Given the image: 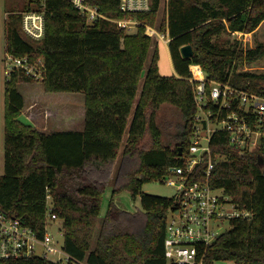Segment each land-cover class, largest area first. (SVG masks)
Here are the masks:
<instances>
[{
    "label": "trees",
    "instance_id": "1",
    "mask_svg": "<svg viewBox=\"0 0 264 264\" xmlns=\"http://www.w3.org/2000/svg\"><path fill=\"white\" fill-rule=\"evenodd\" d=\"M21 1L22 10L8 11L7 51L34 64L42 62L41 83L47 93L83 94L85 121L82 131L50 134L21 121L26 101L18 85L37 80L21 71L11 73L3 91L0 210L40 238L47 216L55 215L61 221L63 250L82 263L167 264V217L176 202L145 194L143 188L164 182L171 168L184 165L197 114L190 65L199 64L209 80L264 95V75L236 72L242 59L264 57V45L242 53L214 41L224 33L250 34L259 29L264 24V0H168L160 23L163 0H152L151 11L144 13H122L120 0H88L113 20L136 21L132 32L105 20L89 25L67 0ZM42 2L45 36L33 41L16 13L40 8ZM146 27L169 38L176 75L160 74L159 41L146 34ZM187 45L193 57L184 60L180 50ZM165 104L175 107L182 118L174 148L162 144L157 124ZM210 147L214 156L223 158L212 171V188L252 216L233 220L231 229L208 248L204 264H264V164L259 165L264 143L241 154L231 146L228 134L218 132ZM108 191L111 199L101 220ZM123 192L139 197L142 209H122L114 199ZM1 264L60 263L32 257Z\"/></svg>",
    "mask_w": 264,
    "mask_h": 264
},
{
    "label": "built area",
    "instance_id": "2",
    "mask_svg": "<svg viewBox=\"0 0 264 264\" xmlns=\"http://www.w3.org/2000/svg\"><path fill=\"white\" fill-rule=\"evenodd\" d=\"M67 1L86 18L89 25L105 20L116 23L129 32L138 25L136 21L107 17L98 7L89 5L88 0ZM119 4L122 13H144L152 9V0H120ZM16 14L22 17V29L29 39L41 41L44 38V2L40 8ZM9 16L7 12L3 26L0 25V68L2 66L6 81L15 71L41 81V61L34 64L28 57H15L7 51L5 27ZM1 32L4 36L3 45ZM146 34L164 42L170 41L150 27H146ZM190 72L197 108L194 136L184 157V165L171 168V174L164 178V182L177 189L174 199L176 205L168 214L165 231L164 256L167 264H204L208 248L227 232H221V226L225 222L231 225L233 220H246L252 216L247 211L239 210L223 191L214 190L211 186L212 171L218 161L223 159L213 155L210 147L213 136L218 132H225L231 146L241 154L255 151L264 143V95L230 83L209 80L199 64L190 65ZM48 200L50 201L49 197ZM57 221L55 215L49 214L46 232L40 238L21 220L0 210V264L32 257L60 264H86L74 260L50 235L49 228Z\"/></svg>",
    "mask_w": 264,
    "mask_h": 264
},
{
    "label": "rangeland",
    "instance_id": "3",
    "mask_svg": "<svg viewBox=\"0 0 264 264\" xmlns=\"http://www.w3.org/2000/svg\"><path fill=\"white\" fill-rule=\"evenodd\" d=\"M168 0H163L162 7L158 14V23L163 21L166 16V5ZM21 0H0V25L3 26L5 15L8 11L18 8L22 10L23 4ZM17 6V7H15ZM158 27V26H157ZM157 30V28H156ZM135 31V29H133ZM154 41H159V47L164 49L163 40L158 37L153 38ZM218 46L223 48L240 49L242 53L256 49L260 45H264V24L259 27L254 33L240 34V33H224L214 39ZM1 42L4 44V36L1 32ZM3 56V52L1 54ZM150 58L147 61L143 78L146 74ZM245 59V57H244ZM237 73H251L256 75H264V57L256 61L249 62L246 59L241 60L236 69ZM6 78L4 70L0 68V176L4 173V84ZM142 84V83H141ZM19 91L25 98L26 106L22 111L20 120L31 124L40 132L44 131L50 134L57 131H65L67 128H76L81 120L84 123L85 116V97L83 94H66V93H47L44 85L40 80L36 82L20 83L18 85ZM157 124L162 132V144L174 148L175 140L173 137L177 134V128L182 124L180 112L173 106L165 104L161 107L157 115ZM151 135L146 136L147 147L151 146ZM264 166V165H263ZM264 170V167H263ZM143 193L157 197L175 199L177 195L176 187L169 186L166 182H151L144 186ZM111 199L110 191L106 194L103 202L100 219L102 220L106 214L109 201ZM116 203L124 210L129 212H136L142 209L140 198L133 199L128 192H123L116 196ZM61 221L53 223L49 228V233L54 237L58 244H63V233L61 229ZM231 229L230 224L225 222L221 226L220 231L225 232ZM59 248V246H58ZM53 259V258H52ZM215 264H233L231 262H218Z\"/></svg>",
    "mask_w": 264,
    "mask_h": 264
},
{
    "label": "crops",
    "instance_id": "4",
    "mask_svg": "<svg viewBox=\"0 0 264 264\" xmlns=\"http://www.w3.org/2000/svg\"><path fill=\"white\" fill-rule=\"evenodd\" d=\"M164 49L162 50L161 47H159L160 52V60H159V72L162 76H173L176 75L175 69L172 63L171 54L169 51V46L167 41H163ZM85 121V116H84ZM84 129V123L81 120L79 125L76 128H67L65 131H82ZM45 133L44 131H42Z\"/></svg>",
    "mask_w": 264,
    "mask_h": 264
},
{
    "label": "water",
    "instance_id": "5",
    "mask_svg": "<svg viewBox=\"0 0 264 264\" xmlns=\"http://www.w3.org/2000/svg\"><path fill=\"white\" fill-rule=\"evenodd\" d=\"M181 52V56L184 60H189L193 57V49L190 45L184 46L181 48L180 50ZM180 153L179 156H182V149H179ZM259 165H263L264 164V158L263 157H259Z\"/></svg>",
    "mask_w": 264,
    "mask_h": 264
}]
</instances>
